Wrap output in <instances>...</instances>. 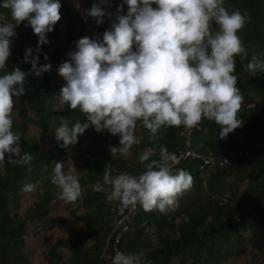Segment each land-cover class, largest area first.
Returning a JSON list of instances; mask_svg holds the SVG:
<instances>
[{
  "label": "trees",
  "instance_id": "1",
  "mask_svg": "<svg viewBox=\"0 0 264 264\" xmlns=\"http://www.w3.org/2000/svg\"><path fill=\"white\" fill-rule=\"evenodd\" d=\"M129 1L107 0L102 13L84 22L69 0H41L40 8L35 0H0V84L9 88L6 98L24 103L15 116L0 111V139L19 151L14 155L0 149V264H31L25 228L30 226L36 237L51 232L58 221L49 215L51 202L61 196L58 159L80 132L87 142L78 155L96 146L100 135L111 137L113 128L102 130L108 122L121 131L123 143L138 129L136 149L164 153L145 156L135 172L102 150L87 158L83 174H73L65 187L76 203L70 216L83 229L48 244L41 264H60L59 248L68 243L64 264H223L245 253L264 257V0H214V18L203 21L195 0H174L157 15L163 20L167 49L158 34L151 36L155 21L144 14L130 16ZM149 1L139 0L138 5L147 9ZM91 2L83 0V6L90 9ZM220 17L228 26L212 48ZM86 24L96 28L99 44L110 56L105 61L110 72L98 81L84 65ZM59 37L61 46L50 51L47 41ZM29 43L42 55L28 58L23 51ZM172 49L181 50L177 58ZM208 57L212 77L200 106L204 112L189 133L190 148L219 155L226 147H240L247 156L207 172L199 171L195 161L173 166L164 181L140 195L138 211L114 253L112 209L129 191V182L132 192L151 184L184 147L180 132L184 120L195 113V87ZM45 59L63 69L66 78L60 85L51 86L41 71ZM122 69L130 72L131 82ZM133 83L138 85L137 98ZM95 84L103 89L100 101L105 107L98 127L88 123ZM171 88L178 94L169 108L155 120L145 118L144 112ZM59 91L66 95L62 109L56 110L51 99ZM29 126L38 129L39 137L26 138ZM113 177L118 184L112 182L104 193L101 182ZM226 178L233 179L232 188L224 183ZM244 181L248 186L238 197L236 182ZM34 186L35 202L19 213L23 191ZM171 201L175 206L168 210ZM80 209L84 213L77 215ZM244 232L248 235L242 236ZM86 241L92 244L79 248Z\"/></svg>",
  "mask_w": 264,
  "mask_h": 264
},
{
  "label": "rangeland",
  "instance_id": "2",
  "mask_svg": "<svg viewBox=\"0 0 264 264\" xmlns=\"http://www.w3.org/2000/svg\"><path fill=\"white\" fill-rule=\"evenodd\" d=\"M41 1V0H40ZM40 1L36 2L38 5H40ZM204 5L201 6L200 4H196V9L199 15V18L201 21L205 18L212 19L214 18V15L216 13V10L212 9L210 5L213 3L214 0H206L203 2V0H200ZM69 4L72 6V8L84 19V21L88 20L90 16H92L94 13H102V10L105 9L108 5L107 0H92L91 2V8L87 9L83 6V0H69ZM172 6V2L169 0H151L148 3V7L145 10H142V13H146L149 18L152 20L155 19L156 15L160 13V11L163 8L170 9ZM129 7V6H128ZM210 7V8H208ZM129 14L132 17H135L139 15V13H136L128 8ZM151 14H154L151 16ZM161 17V16H160ZM156 27L152 30L151 36L159 35L161 37V43L163 49H167L168 45L164 41V33H163V20L161 18H156ZM228 26V21L225 18L220 17L215 26V32L213 35H215L216 43L219 39V35L226 31ZM60 30V29H59ZM62 44L61 37L54 39V40H48L47 45L49 47V50L52 51L56 48H59ZM83 48L86 53V57L84 60V65L87 70H89L93 76V78L98 81L100 80L106 73L110 72V70L106 67L105 61L110 59V56L106 52L104 48H102L98 41V34L96 33V28L92 26L91 24H86L84 28V39L82 41ZM256 51L259 50V47H255ZM24 54L28 58L35 59L42 55L41 50L39 47L35 44L29 43L27 46H25ZM180 49H172L173 57L177 58L180 54ZM9 54L4 53V57H8ZM41 71L45 73L50 80L51 86H58L60 85L66 78V75L63 71V69L52 63L51 61L45 59ZM122 73L126 75L127 81H132V76L130 72L126 69H122ZM239 79H242L239 77ZM135 91L133 98H136L138 95V85L137 83H133ZM67 89L69 91L72 90L71 86H67ZM9 91V88L4 85L0 84V111H6L9 112L10 116H15L16 113L24 108V103L19 100H13L5 97V94ZM103 93V89L98 85L95 84L94 90H93V98L90 101L91 104V117L88 119V123L93 127H98L102 121V116L105 113V107L102 105L100 99ZM178 89L177 88H171L168 89L166 94L161 98L155 105V107L151 110H148L145 112L146 116L149 117L152 120H155L157 118V115L159 113L165 112L169 106L170 102L177 98ZM66 93L63 91L57 92L51 99V101L55 104V109L60 110L63 106V101L65 98ZM134 109H137V106L134 105ZM192 121V118L187 120L186 122L189 124ZM113 128L115 130L114 133H112L111 137L100 135L97 139L96 146L89 148L88 151H86L82 155H78V151L80 147L86 146V139L84 136H82V133H79V137L75 142H71L66 147L65 155L60 157L58 159V169L57 174L59 176V181L57 182V187L59 191H61V196L50 204V213L49 215L51 217H54L58 219L57 223L54 225V229L51 232L47 233H40L36 237H32L31 235V227L27 226L25 228L26 236L24 237V246L25 249L28 252V260L31 264H41L42 263V256L45 253L46 246L50 243H53L57 240L64 239V238H71L74 236L77 232L83 229V224L77 223L73 221V219L70 216V212L76 207V203L73 202L72 198L73 195H71L65 187L71 182L72 175H82L83 170L81 169L83 166L84 161L87 158H90L96 151L102 150L104 153L112 156L113 158H117L120 161H123L124 165L131 169L133 172L140 169L142 166V159L147 156V154L142 152V150H138L135 148V146L138 144L140 133L138 129H135L131 131L128 135V137L125 140V143L122 141V133L119 129H117L112 123H105V125L102 127V130L106 129L109 130ZM40 132L38 129L34 126H29L28 131L26 132V138L30 137H39ZM94 145V144H93ZM83 148V147H82ZM0 149L3 150L5 154H14L19 155V151L15 146H12L9 143H5L0 139ZM78 155V156H77ZM2 173V170L0 168V174ZM207 176V175H205ZM113 180V181H111ZM112 182H115L113 186H116L118 184V179L113 177L111 179H105L101 182L102 191L104 193H108L110 191V185ZM224 183L231 184L229 187L232 188L233 185V179L232 178H226L224 180ZM133 182H129L127 184V189L130 191L132 187ZM238 184L236 188V193L238 197L242 195L244 190L248 186V182L244 181ZM206 183L203 182L202 186L205 187ZM112 186V185H111ZM118 191L119 189H115ZM37 187H32L29 189H26L23 191V198L20 203V209L19 213H22L26 209L30 208L32 204L35 202V194L37 193ZM111 202V201H110ZM108 202V203H110ZM175 204L173 201H171L168 205V210L173 209ZM138 209H136L130 218L127 220V225L129 223L131 224L132 217L137 213ZM84 213V210L80 209L76 212L77 215H82ZM130 226V225H129ZM148 234L150 236L153 235V230L151 228L147 229ZM248 234L246 232L242 233V236H247ZM92 244L91 241H86L79 244V248H86ZM69 243L66 245V247L59 248V251L62 253V260L60 261V264H64L66 259L69 256L70 249H69ZM105 259L107 258V254L104 255ZM103 255H101V258H104ZM223 264H264V257L257 255V256H250L249 254L245 253L241 256H235L230 259H228Z\"/></svg>",
  "mask_w": 264,
  "mask_h": 264
},
{
  "label": "built area",
  "instance_id": "3",
  "mask_svg": "<svg viewBox=\"0 0 264 264\" xmlns=\"http://www.w3.org/2000/svg\"><path fill=\"white\" fill-rule=\"evenodd\" d=\"M137 1L134 0L131 3H128L130 9L136 13L140 12V9L137 6ZM173 2L174 0H169ZM154 14H151L153 16ZM212 70L210 68V57L204 66V71L200 75V78L195 87L194 98L196 100V109L195 113L192 117L191 123H187L185 120L183 122L184 128L183 131L180 132L184 137V147L177 153V155L173 156L170 160V164H168L167 168L160 172L149 185H143L138 188L136 192L128 191L126 194H122L119 197L117 204L112 209L113 212V223L111 225L110 235L112 236L113 241V252H116L115 245H117L120 241V236L123 232L128 230L127 220L130 218L132 213L138 209L139 207V197L144 192L155 187L158 182L164 181L168 171L175 165H177L180 161H195L198 166L199 171H209L215 168H222L226 165H235L239 160H242L247 156V153L244 152L240 147H226L222 150L219 155H216L212 151H207L205 153H199L190 148V140L189 133L193 128H196V118L197 115L204 110L200 108L203 105L205 94L207 92L208 85L211 81ZM195 85V84H194ZM212 111V110H210ZM223 146L227 145V138L222 139ZM145 153L149 156L159 155L160 153H164V150L157 151L153 149H147ZM131 199V200H129Z\"/></svg>",
  "mask_w": 264,
  "mask_h": 264
},
{
  "label": "clouds",
  "instance_id": "4",
  "mask_svg": "<svg viewBox=\"0 0 264 264\" xmlns=\"http://www.w3.org/2000/svg\"><path fill=\"white\" fill-rule=\"evenodd\" d=\"M37 1H40V0H37ZM134 0H131V1H129V2H127L126 4H127V6H129L128 5V3H131V2H133ZM196 2H199L200 3V5H201V1L200 0H195ZM35 2H36V0H35ZM41 2V1H40ZM138 3H139V0L137 1V6H138V8L140 9V13H139V15H142V14H144V15H146L147 17H148V15L144 12V13H142V10H145L144 8H140L139 7V5H138ZM36 4L38 5V3L36 2ZM40 5H41V3H40ZM40 5H38V7L40 8ZM129 9H130V7H128ZM138 16V15H137ZM82 18V17H81ZM149 18V17H148ZM156 18H158L157 17V15H156V17H155V19H153V21H155L156 20ZM83 19V18H82ZM83 21H84V19H83ZM85 22V21H84ZM215 31L213 30V33H214ZM213 33H212V48H214L215 46H216V38H215V35H213ZM219 40V39H218ZM218 42V41H217Z\"/></svg>",
  "mask_w": 264,
  "mask_h": 264
},
{
  "label": "crops",
  "instance_id": "5",
  "mask_svg": "<svg viewBox=\"0 0 264 264\" xmlns=\"http://www.w3.org/2000/svg\"><path fill=\"white\" fill-rule=\"evenodd\" d=\"M198 4H200V3L197 2V5H198ZM158 18H161V17H158ZM137 96H138V95H137ZM136 98H137V97H136ZM145 112H146V111H145ZM145 112H144V116H145V118H149V117L146 116ZM192 117H193V116H191V117H189L188 119H185V120H189V119H191ZM155 119H156V118H155ZM185 120H184V121H185ZM138 131H139V130H138ZM139 133H140V131H139ZM140 134H141V133H140Z\"/></svg>",
  "mask_w": 264,
  "mask_h": 264
}]
</instances>
